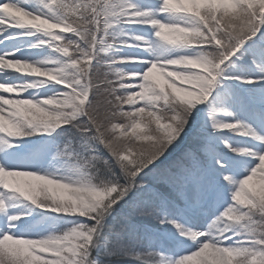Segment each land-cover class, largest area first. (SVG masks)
Wrapping results in <instances>:
<instances>
[{"label": "snow or ice", "instance_id": "obj_1", "mask_svg": "<svg viewBox=\"0 0 264 264\" xmlns=\"http://www.w3.org/2000/svg\"><path fill=\"white\" fill-rule=\"evenodd\" d=\"M0 264H264V0H0Z\"/></svg>", "mask_w": 264, "mask_h": 264}]
</instances>
